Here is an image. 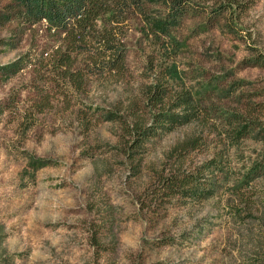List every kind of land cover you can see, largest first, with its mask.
<instances>
[{
	"label": "rangeland",
	"instance_id": "rangeland-1",
	"mask_svg": "<svg viewBox=\"0 0 264 264\" xmlns=\"http://www.w3.org/2000/svg\"><path fill=\"white\" fill-rule=\"evenodd\" d=\"M183 3L77 88L40 63L63 34L0 17V264H264V0ZM178 169L203 197L161 191Z\"/></svg>",
	"mask_w": 264,
	"mask_h": 264
},
{
	"label": "trees",
	"instance_id": "trees-1",
	"mask_svg": "<svg viewBox=\"0 0 264 264\" xmlns=\"http://www.w3.org/2000/svg\"><path fill=\"white\" fill-rule=\"evenodd\" d=\"M153 4H163L166 12L149 17L147 11ZM4 7L5 13L0 14L4 20L13 15L44 18L63 34L62 42L40 63L76 88L84 82L82 72L74 67L79 60L84 67L92 65L98 73L123 67L126 48L122 37L129 17L138 14L148 22L151 31L168 33L185 13L183 0H10ZM13 65H0V72ZM164 112L161 111L160 119L165 117ZM201 176V171L188 173L178 169L161 176L159 187L168 197L179 193L203 197L206 189Z\"/></svg>",
	"mask_w": 264,
	"mask_h": 264
}]
</instances>
